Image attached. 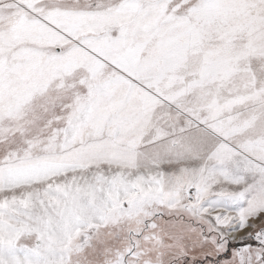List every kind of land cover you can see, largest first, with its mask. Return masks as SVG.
Listing matches in <instances>:
<instances>
[{
    "label": "snow or ice",
    "instance_id": "snow-or-ice-1",
    "mask_svg": "<svg viewBox=\"0 0 264 264\" xmlns=\"http://www.w3.org/2000/svg\"><path fill=\"white\" fill-rule=\"evenodd\" d=\"M0 264H264V0H0Z\"/></svg>",
    "mask_w": 264,
    "mask_h": 264
}]
</instances>
